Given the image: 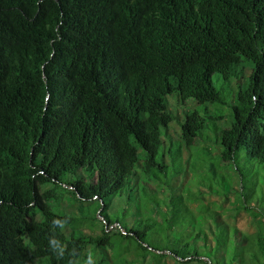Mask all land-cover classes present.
Segmentation results:
<instances>
[{
    "label": "trees",
    "instance_id": "obj_1",
    "mask_svg": "<svg viewBox=\"0 0 264 264\" xmlns=\"http://www.w3.org/2000/svg\"><path fill=\"white\" fill-rule=\"evenodd\" d=\"M263 181L264 0H0V264H264Z\"/></svg>",
    "mask_w": 264,
    "mask_h": 264
},
{
    "label": "rangeland",
    "instance_id": "obj_2",
    "mask_svg": "<svg viewBox=\"0 0 264 264\" xmlns=\"http://www.w3.org/2000/svg\"><path fill=\"white\" fill-rule=\"evenodd\" d=\"M245 63L243 65H247L248 67L250 66V63L244 61ZM241 69V68H240ZM242 70V69H241ZM246 71V70H245ZM244 72H240V80L241 81H244L247 77V73H245L243 76ZM220 75H213V78H212V81L214 83L215 86H218L220 87L221 84L224 85V87H227L228 85L225 83V81L222 80L221 77H219ZM248 76V75H247ZM224 91L226 92L227 89L224 88ZM227 93V92H226ZM253 201H252V205L254 207V209H256L254 212L256 214H258V218L255 217V220H262L264 219V181L261 182L260 185H258L256 187V193L253 195ZM235 201V204H240V200L238 199H233ZM74 202V199L71 197L70 194H64V197L61 199V205H62V208L66 211H74L75 210V203ZM252 215L251 214H248L246 212H242L241 214H239V220H238V224L242 225L244 228L248 229V221L252 220ZM114 227V225H112ZM112 226H109V229L112 227ZM99 227V225L97 226ZM98 231V228H95L93 229V233H97ZM152 262V259L151 258H147V260L145 262H142V264H151ZM77 264H84V262H78ZM136 264V263H135Z\"/></svg>",
    "mask_w": 264,
    "mask_h": 264
},
{
    "label": "clouds",
    "instance_id": "obj_3",
    "mask_svg": "<svg viewBox=\"0 0 264 264\" xmlns=\"http://www.w3.org/2000/svg\"><path fill=\"white\" fill-rule=\"evenodd\" d=\"M66 223V218L53 217L50 222V231L54 229L63 230ZM47 244L51 253L58 259L63 258L68 251L67 245L54 234L49 235ZM84 264H95V259L92 254H88L85 257Z\"/></svg>",
    "mask_w": 264,
    "mask_h": 264
}]
</instances>
